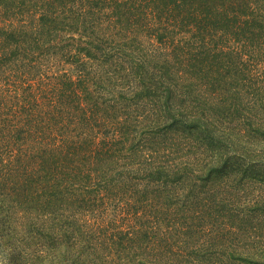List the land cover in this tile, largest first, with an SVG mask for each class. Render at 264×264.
<instances>
[{
    "label": "trees",
    "instance_id": "16d2710c",
    "mask_svg": "<svg viewBox=\"0 0 264 264\" xmlns=\"http://www.w3.org/2000/svg\"><path fill=\"white\" fill-rule=\"evenodd\" d=\"M4 264H264V0H0Z\"/></svg>",
    "mask_w": 264,
    "mask_h": 264
},
{
    "label": "rangeland",
    "instance_id": "374dc122",
    "mask_svg": "<svg viewBox=\"0 0 264 264\" xmlns=\"http://www.w3.org/2000/svg\"><path fill=\"white\" fill-rule=\"evenodd\" d=\"M5 263V261H4V255H3V257H1V254H0V264H4Z\"/></svg>",
    "mask_w": 264,
    "mask_h": 264
}]
</instances>
